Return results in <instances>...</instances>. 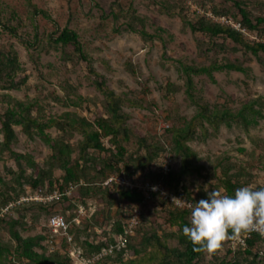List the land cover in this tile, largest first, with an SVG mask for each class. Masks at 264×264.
I'll return each mask as SVG.
<instances>
[{
    "label": "rangeland",
    "instance_id": "1",
    "mask_svg": "<svg viewBox=\"0 0 264 264\" xmlns=\"http://www.w3.org/2000/svg\"><path fill=\"white\" fill-rule=\"evenodd\" d=\"M30 1L37 8L45 10L50 18L41 13L33 15L25 0H0L1 20L15 24L16 17L20 18L22 25L18 27V35L31 41L37 34L40 40L37 49H27L17 37L0 27V49H13L20 65L15 75L19 88L4 92L25 102L36 100L45 115L58 116L70 111L93 119L104 112L103 96L93 86L86 63L71 49L48 42L49 36H54V32L64 26L77 32L92 58L95 70L104 77L108 87L125 98L122 109L129 114L128 124L132 129L145 135L149 141L161 139L174 157L177 155L171 150L170 132L165 131L160 135L159 127L161 123H166L167 128L180 127L196 111L185 91V77L179 69L180 63L200 66L213 61H231L246 69L245 72L213 71L212 78L205 74L192 76L194 94L211 107L237 112L255 97H258L259 103L264 102V53L254 56L229 40L192 32L182 20L196 19L206 13L231 17L233 20H236L233 17L236 15L240 19L234 2L247 10L254 20L257 16H264V0ZM212 7L226 10L228 15L218 14ZM141 28L154 36L141 37L138 32ZM158 29H161L159 34ZM259 29L261 31L257 35L264 39V23ZM214 43L222 44V49L216 50L212 47ZM70 101H77L78 105L68 104ZM262 112L264 114V107ZM256 119L258 124L251 125L253 129L250 132L244 129L246 127L239 120L232 121L230 126L220 123L216 129L205 122L204 129L198 124L194 127L187 144L196 152L197 163L202 168L200 173L180 178L185 191L192 198H205L206 190L225 189L223 180L227 173L236 174L237 178H234L241 186L264 187V118ZM14 130L16 140L13 149L31 156L45 172L43 182L61 181L63 171L51 159V149L37 136L28 138L19 126H15ZM48 133L67 141L74 149L71 159L76 156L77 143L81 138L78 132L69 134L50 128ZM250 138L255 141L252 143ZM136 139V135L130 133L129 140H123L127 154L134 151ZM102 140L105 146L109 145L106 138ZM90 152L104 156V152ZM164 153L162 150L153 161L155 172ZM257 161L259 164L255 165ZM120 166L118 164L116 167ZM34 175L25 160L17 164L6 153L0 160L2 193L19 192L27 184L26 177ZM17 181L24 183V186L21 187ZM91 181L98 184L100 178ZM111 200L109 204L107 197L96 193L73 201L67 207L60 201L50 206V210L55 208L63 214L67 213L65 215L74 240L78 246H82L84 241L94 242L106 237L104 235L110 231L114 220L122 217L128 206L127 201L119 200L115 193L111 194ZM79 203L84 205L86 213L75 221L73 218ZM150 208L146 218L151 227L159 232L175 229L168 222L167 205L156 201ZM50 210L42 211L37 207L21 210L22 223L17 227L20 234L27 236L43 232ZM9 240L7 225L0 222V241ZM71 264L76 263L71 260Z\"/></svg>",
    "mask_w": 264,
    "mask_h": 264
},
{
    "label": "trees",
    "instance_id": "2",
    "mask_svg": "<svg viewBox=\"0 0 264 264\" xmlns=\"http://www.w3.org/2000/svg\"><path fill=\"white\" fill-rule=\"evenodd\" d=\"M25 1L31 8L33 15L41 13L44 17L50 18L45 10L37 8L30 0ZM234 5L240 16V19H238L236 15H233L236 18L235 21L240 22L250 33H259L261 31L259 29L260 25L264 23V16H257L252 20L249 12L238 2H234ZM185 9H187V5H185ZM212 10L218 14L228 15L226 10L221 11L215 7H212ZM182 20L192 32L198 31L210 38H220L223 41L229 40L241 45L245 51H249L254 56H257L260 52L264 53V42L250 40L226 24L212 21L206 15L198 16L192 20H186V18H182ZM21 22L18 17H16L15 24H11L9 20L4 23L0 18V27L12 36L17 37L27 49L31 47L37 49L40 44L37 34H34L31 41L18 35L17 30L22 25ZM160 30L158 29L157 34H159ZM138 32L143 38H152L154 36L149 34L144 28L139 29ZM54 33V36H49V44L63 49H71L79 59L86 63L87 72L93 86L103 96L104 112L102 115L93 117V119L80 117L70 111H65L58 116L45 115L36 100L25 102L12 97L4 91L19 88V81L16 80L15 75L20 65L17 54L13 49L8 51L0 49V90L3 91L0 93V104H4L0 106V160L5 153L17 164L21 160H25L26 165L35 174L34 177H26L25 182L27 184L25 186L36 188L44 184L45 172L38 167L31 156L19 153L13 149L16 140L14 127L19 126L28 138L37 136L51 149V159L63 171L61 181H47V183L49 185L57 183L61 187H65L69 183L73 185L70 197H62L61 199L64 207L69 206L73 201H80L82 198L96 193L107 197V202L111 204V194L115 193L119 200H126L128 203L122 217L114 220L109 231L110 233L120 234L122 232V221L127 210L137 204H141L142 213L135 235L126 239L125 247L102 257L98 262L92 264H264L260 255L262 239L257 233H252L246 239L244 246L232 245V239H229L224 241L222 247L215 252L198 251L193 243L182 233L183 226L190 223L189 210L169 208L167 210L168 222L175 229L159 232L156 228L151 227L146 215L150 214V207L153 203L156 201L164 203L160 198L152 196L150 199L144 200L142 193L139 191L127 188L109 189L103 185V182L111 175L120 174L125 177H133L138 174L141 179L161 181L168 189L177 190L182 176L200 173L202 167L197 163L196 152L187 144L194 127L198 124L204 129L203 124L205 122L213 129H216L220 123L230 126L232 121L238 120L247 127L250 119H256V117L264 118L262 112L264 102L259 103L258 97H255L243 104L237 112H232L227 108L219 110L215 106L211 107L209 104L201 102L196 97L193 92L192 76L205 74L212 78L213 71L232 70L245 72L246 69L242 65L231 61L225 63L213 61L208 65L200 66L180 63L179 69L185 77V91L195 105L196 111L182 126L164 128L159 132L160 135L165 131L170 132L171 150L180 158L178 167L175 165L167 175H162L154 171L153 161L162 150L165 152L170 150L168 145L164 144L161 139L149 141L145 135L132 129L128 124L129 114L122 109L125 98L108 87L104 77L95 70L92 58L86 52L76 31L64 26ZM212 47L216 50H221L222 44L214 43ZM68 104L77 106L78 102L70 101ZM255 105H258V107H255ZM50 128H56L69 134L72 131H76L81 135L74 158L71 159V154L74 151L72 146L61 137L51 136L48 133ZM130 133L136 135V147L132 153L127 154L123 140H129ZM103 138L107 139L109 145H104ZM90 150L97 152V154L104 152V156L99 157L91 153ZM118 164H121V166L116 167ZM258 164L257 161L255 165ZM235 175L227 173L223 180L224 188L228 194L234 193L236 188L241 187L240 183L235 180L237 178ZM95 178H100L98 184L95 181H91V179ZM1 181L2 179L0 178ZM17 183L21 187L22 185L24 186V183L18 181ZM24 187L19 192L14 191L13 193H2L0 190V197L2 198L0 203L17 197L23 192ZM183 196L190 199L194 204L199 199L204 198H192L184 187ZM29 207H37L42 211L47 209L43 205H20L12 213L0 218V222L6 223L10 236L9 241H0V264H71V258L67 253L47 251L44 241L48 229L45 226L43 232L34 235L22 236L20 234L17 229L23 218L20 212ZM66 220L68 221L67 217ZM67 233L72 236L73 246L79 247L81 255L84 257H92L110 240L106 232L104 240L84 241L82 246H78L72 235L70 225ZM65 245V240H63L62 246L65 247Z\"/></svg>",
    "mask_w": 264,
    "mask_h": 264
},
{
    "label": "built area",
    "instance_id": "3",
    "mask_svg": "<svg viewBox=\"0 0 264 264\" xmlns=\"http://www.w3.org/2000/svg\"><path fill=\"white\" fill-rule=\"evenodd\" d=\"M206 16L213 21L226 24L229 27L240 32L242 35L248 37L250 40L262 41L264 39L258 37L257 34L250 33L240 22L233 20L231 17L214 16L211 13H206ZM165 123L160 125L159 130L167 128ZM180 164V158L178 156L171 155L169 151L165 152L162 159L157 164V172L162 175H167L173 166ZM104 186L109 189L127 188L139 191L142 193L144 200L150 199L152 196L160 198L165 205L169 208L187 209L189 210V219L191 214L192 201L183 196V184L179 183L177 190H170L161 181H154L151 179H141L136 174L133 177H125L124 175H111L104 182ZM73 185L69 183L65 187H61L57 183L49 185L45 182L43 185H39L36 188L25 186L23 192L17 197L0 203V218L6 214H10L17 206L20 205H43L50 210V206L56 205L62 199V197H70ZM180 199V200H175ZM76 215L73 220L77 221V218H82L86 210L84 205L79 203L76 206ZM93 211H91L92 213ZM142 213L141 204H137L134 207L127 210L125 218L122 221V232L120 234L108 232L107 237L110 238L108 243L104 245L100 251L94 254L92 257H84L81 255V249L74 247L72 244V236L67 233L69 222L66 220L67 213L63 214L57 209L50 210L46 217L45 227L48 229L46 233V239L44 241L47 251H59L69 255L71 260H74L76 264H92L98 262L102 257L112 254L117 250L125 247L126 239L129 236H133L136 233L138 225L140 223V216ZM252 233H257L262 239V249L260 255L264 262V234L258 232H251L242 235L239 239L243 240V243H239L237 239H232V245L244 246L246 239L251 236ZM103 237L101 240H104ZM65 240V247L62 246V241Z\"/></svg>",
    "mask_w": 264,
    "mask_h": 264
},
{
    "label": "clouds",
    "instance_id": "4",
    "mask_svg": "<svg viewBox=\"0 0 264 264\" xmlns=\"http://www.w3.org/2000/svg\"><path fill=\"white\" fill-rule=\"evenodd\" d=\"M189 207L190 223L182 233L198 251L212 253L226 240L237 239L242 244V235L264 234V187L245 185L232 194L223 188L206 190L205 198Z\"/></svg>",
    "mask_w": 264,
    "mask_h": 264
},
{
    "label": "crops",
    "instance_id": "5",
    "mask_svg": "<svg viewBox=\"0 0 264 264\" xmlns=\"http://www.w3.org/2000/svg\"><path fill=\"white\" fill-rule=\"evenodd\" d=\"M249 121L250 122L248 123L247 127L244 128V129L247 130V132H250L253 129V128H251V125H254V126L256 125L257 126V124H258V120L257 119H250ZM258 138H262V137H258ZM250 141H252V143H253V141H255V140L253 138H250ZM240 150H243V149H240ZM251 154H253V153H251Z\"/></svg>",
    "mask_w": 264,
    "mask_h": 264
}]
</instances>
